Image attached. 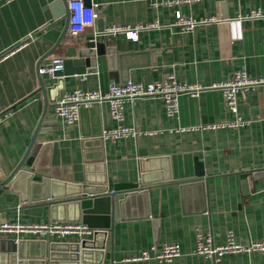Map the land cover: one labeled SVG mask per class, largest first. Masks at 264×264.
<instances>
[{
  "label": "crops",
  "instance_id": "0c3cea01",
  "mask_svg": "<svg viewBox=\"0 0 264 264\" xmlns=\"http://www.w3.org/2000/svg\"><path fill=\"white\" fill-rule=\"evenodd\" d=\"M94 3L100 6L94 24L78 36L68 30L52 50L66 23L64 13L55 14L50 0H0V54L8 52L0 61V166L5 175L22 160L34 136L41 145L34 164L40 172L24 169L35 173L31 190L26 175L0 187V221L51 220L50 206L40 198L44 178H55L60 193L67 189L65 183L72 190L86 181L108 186L138 182L147 171L163 180L148 196L131 199L125 217L112 224L108 237L113 259L106 263L264 264V251L226 254L216 261L193 253L197 230L211 232L216 243L225 241L229 230L243 242L264 239V83L240 91L237 113L214 85L230 79L238 69L264 78V0L157 5L153 0H91ZM177 11L209 20L184 30L177 24ZM151 23L157 25L146 26ZM114 25L144 27L132 38L126 31L106 32ZM86 34L115 46L121 57L112 65L106 52L98 54L95 67H87L85 73L66 74L63 69L56 78L43 74L46 82L62 79L47 104L39 65L53 55L76 58L79 39ZM169 74L183 84L203 88L197 95L180 94L179 112L174 115L167 113L159 95L126 102L122 124L136 134L104 135L119 124L107 101L72 123L55 113V100L65 91H106L113 81L152 82ZM238 117L246 122L224 124ZM190 126L200 127L179 129ZM200 168L202 181L185 182L196 178ZM48 169L50 174L44 173ZM258 170V175L252 174ZM245 172L251 173L243 177ZM8 239L12 238L0 234V264H67L51 256L55 237L22 234L17 248ZM164 242L179 243L183 254L171 262L131 258Z\"/></svg>",
  "mask_w": 264,
  "mask_h": 264
},
{
  "label": "built area",
  "instance_id": "2783aa9c",
  "mask_svg": "<svg viewBox=\"0 0 264 264\" xmlns=\"http://www.w3.org/2000/svg\"><path fill=\"white\" fill-rule=\"evenodd\" d=\"M172 4L191 3L198 0H163ZM163 1L153 0V4H159ZM71 11L68 30L73 36H78L81 32L91 27L99 15L100 6L97 3L87 5L84 0H68ZM177 24L184 30L194 28L197 24L206 22L209 19L198 20L194 17H185L180 11L176 12ZM151 23L146 26H156ZM137 28H127L124 26H110L106 32L126 31L132 38L138 36ZM32 36V35H30ZM25 39L16 48L26 43ZM28 41V40H27ZM8 52L0 54V61ZM63 55H53L50 60L39 66L41 75L47 74L51 77H58L59 72L64 69ZM264 83V78H254L245 70H235L230 79L214 84L223 90L226 104L234 112H238L239 93L242 90L255 88ZM203 86L189 85L179 82L173 74H169L163 79L145 82L127 80L125 82L113 81L109 84L106 91L101 89H81L77 88L71 91H65L55 100V113L66 122L72 123L80 120L82 108H89L96 103L107 101L111 106V115L119 124L107 132L106 136L114 138L129 134H136L138 131L122 124L124 119V105L126 102L134 101L144 96L159 95L163 98L167 113L174 115L179 112V96L182 93L197 95ZM246 122L241 117L234 121L226 122L225 125H242ZM216 127L218 124H209ZM200 126H190L185 129H196ZM205 127V126H203ZM149 133H152L151 131ZM95 229L82 221L71 220H49L41 222H27L21 220H1L0 234L9 235L17 244L22 239V234H33L37 236H51L56 240H76L82 241L93 235ZM257 251H264V239L249 240L243 242L236 234L229 230L226 239L223 242L216 243L211 232L197 230L196 244L193 253L202 255L207 259L214 261L226 254L246 253L252 254ZM183 254V250L177 242H164L162 245L153 244L143 249L141 252L132 256V259L171 262L174 258Z\"/></svg>",
  "mask_w": 264,
  "mask_h": 264
},
{
  "label": "water",
  "instance_id": "95a60500",
  "mask_svg": "<svg viewBox=\"0 0 264 264\" xmlns=\"http://www.w3.org/2000/svg\"><path fill=\"white\" fill-rule=\"evenodd\" d=\"M51 6L55 10V14L64 13L66 16V23L63 32L59 38V42L52 49L54 50L60 45L62 39L66 36L70 22V7L68 0H50ZM87 5L91 4V0H84ZM80 47L77 50L78 56L74 59H64V70L66 74H80L87 71V67H95V58L98 54L109 53V59L112 65L120 58V54L117 52L115 46H106L104 42L97 39L95 34H86L83 38L79 39ZM51 50V51H52ZM49 51V52H51ZM73 63L78 64L76 68H71ZM41 65V64H40ZM39 65V66H40ZM41 90L46 98V103L52 99L51 90L58 92L61 88V80L58 83L44 81L43 75L40 74ZM127 81V80H126ZM98 103L89 108H82L81 116L84 111H89L94 108ZM36 136H34L32 143L30 144L26 154L19 162V164L12 170V172L6 176L0 166V187L5 185H11L20 176L26 175L28 177V185L31 190V184L36 182L32 178L35 173L31 171H25V167L34 168L39 171L34 164L37 159L41 145L36 142ZM146 171V170H145ZM261 171V170H260ZM253 171L255 176L260 172ZM40 172V171H39ZM147 172V171H146ZM144 173L138 182H120L111 184L86 181L76 184L69 190V185L64 184L67 187L66 190L58 193L56 192L57 182L55 178H44L45 192L41 194L42 199H45L50 206L51 220H71L82 221L95 229L93 238L88 237L82 241L76 240H55L51 243V256L54 261H66L67 264H112L106 263L107 259H113L112 255V238L108 237L109 231L112 230V224L115 221L125 217L124 209L128 207L130 200L138 198L140 195H149L150 189L160 180L153 178ZM44 173L50 174V171H44ZM196 178L186 180L185 182L202 181L204 175L203 169H197ZM251 172L243 173V177H248ZM182 182V183H185ZM159 183V182H158ZM49 187L51 190L48 191ZM111 187V189H110ZM51 197V199H47ZM36 199V198H34ZM103 203L106 207L101 209ZM103 214L100 218L97 214ZM150 212L147 211L146 216H149ZM8 244H14L17 248V243L8 239ZM16 244V245H15ZM65 259V260H63Z\"/></svg>",
  "mask_w": 264,
  "mask_h": 264
}]
</instances>
